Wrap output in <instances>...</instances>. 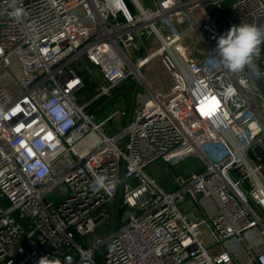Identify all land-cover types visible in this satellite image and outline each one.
Instances as JSON below:
<instances>
[{
  "label": "built area",
  "instance_id": "built-area-1",
  "mask_svg": "<svg viewBox=\"0 0 264 264\" xmlns=\"http://www.w3.org/2000/svg\"><path fill=\"white\" fill-rule=\"evenodd\" d=\"M203 1L0 0V198L61 264H264V97L222 63ZM209 1L229 28H264V0ZM190 159L198 167L168 191L147 173ZM10 211L0 207V264H38L47 255Z\"/></svg>",
  "mask_w": 264,
  "mask_h": 264
},
{
  "label": "clouds",
  "instance_id": "clouds-1",
  "mask_svg": "<svg viewBox=\"0 0 264 264\" xmlns=\"http://www.w3.org/2000/svg\"><path fill=\"white\" fill-rule=\"evenodd\" d=\"M262 43H264V28L255 24L241 23L238 26H232L225 35L219 37L216 53L226 68L237 73L243 71L246 66H250L253 57H259V46ZM51 113L63 127L67 128L71 125L70 115L62 106L52 107ZM93 185L97 191L110 188L103 176H97ZM38 264H59V262L43 256Z\"/></svg>",
  "mask_w": 264,
  "mask_h": 264
},
{
  "label": "water",
  "instance_id": "water-1",
  "mask_svg": "<svg viewBox=\"0 0 264 264\" xmlns=\"http://www.w3.org/2000/svg\"><path fill=\"white\" fill-rule=\"evenodd\" d=\"M149 7L152 10H155L154 4L152 2V0H147ZM203 8L205 10V12L207 13V15L209 16V18L211 19L212 23L214 24V26L217 28L218 32L220 33V35H225L229 30V26L226 24V22L224 21V19L222 18L221 14L219 13V11L215 8V6L212 4L211 1L209 0H204L202 2ZM159 27V24H157V28ZM155 38L154 34H151L149 36V38L147 39V45H146V51L144 53V58L147 57V53L151 47V44L153 42ZM246 72L249 74V76L251 77V79L253 80V82L255 83V85L257 86V88L260 90L261 94L264 97V80L261 78L260 74L258 73V71L256 70L255 66L253 65V63L250 66H246L245 67ZM137 91H138V83H135V85L133 86V90H132V94H131V99H130V104H129V111H128V116H127V120H126V126L129 127L132 121V116H133V111H134V107H135V101H136V95H137ZM127 141L128 138L127 136L125 137V143H124V148H126L127 145ZM125 164H123L122 167V172H121V182H120V187H119V191H118V196H117V201H116V205L114 208V215H113V219L111 221V225H110V233L113 234L116 232L117 230V226H118V221H119V216H120V211H121V200H122V193H123V186H124V182H125ZM0 207L3 210L6 211H10V208L8 206V204L3 201L0 198ZM10 217L14 220V222L24 231V233L26 235H29L31 240L50 258V259H54L56 261H58L52 254V252L50 251V249L44 245L43 243H41V241L38 239V237L33 233V231L30 229L29 225L24 222L16 213L10 211L9 212ZM109 246H107L104 250V256L106 255L107 251H108ZM59 262V261H58ZM59 264H61L59 262Z\"/></svg>",
  "mask_w": 264,
  "mask_h": 264
},
{
  "label": "rangeland",
  "instance_id": "rangeland-1",
  "mask_svg": "<svg viewBox=\"0 0 264 264\" xmlns=\"http://www.w3.org/2000/svg\"><path fill=\"white\" fill-rule=\"evenodd\" d=\"M195 41L199 42V40L197 39ZM212 43L215 44L216 40L214 39ZM200 47H202L201 43H199V50H200ZM202 50L204 49L202 48ZM1 79H3V82L6 81V86L10 90L11 89L13 90L14 83L10 82L9 80H6L5 78H1ZM122 99H123V96H121L116 102L102 109L98 119L100 121L105 120L109 116V114L112 113L113 108L114 109L118 108V106L122 104ZM123 123L125 124L126 120ZM120 127L121 125L119 123H116V124L109 123L107 128H108V132L110 135H116ZM196 167H198L197 162L191 159L184 163L179 164L178 166H176V168L171 167L170 165L166 164L164 161H158L147 169V173L150 177L154 178L164 190L168 191L177 186L176 185V175L177 174L188 176L190 171L195 169ZM102 255H103V251L99 252L97 255V260L99 263L102 262Z\"/></svg>",
  "mask_w": 264,
  "mask_h": 264
},
{
  "label": "bare ground",
  "instance_id": "bare-ground-1",
  "mask_svg": "<svg viewBox=\"0 0 264 264\" xmlns=\"http://www.w3.org/2000/svg\"><path fill=\"white\" fill-rule=\"evenodd\" d=\"M204 35H206V39H207L208 41H210V38H209V36H207V34L205 33V31H204ZM190 36H191V37H190V39H189V40H190L189 43L192 44V47L195 49V45L198 46V45H199V42H194V39H195L194 37H195V36H194L193 34L190 35ZM213 36H214V35H213ZM86 143L89 144V145L93 144V139H89V140H87Z\"/></svg>",
  "mask_w": 264,
  "mask_h": 264
},
{
  "label": "crops",
  "instance_id": "crops-1",
  "mask_svg": "<svg viewBox=\"0 0 264 264\" xmlns=\"http://www.w3.org/2000/svg\"><path fill=\"white\" fill-rule=\"evenodd\" d=\"M226 10H227L229 13L233 14V12H232V8H231V6H230V3H227V4H226Z\"/></svg>",
  "mask_w": 264,
  "mask_h": 264
}]
</instances>
